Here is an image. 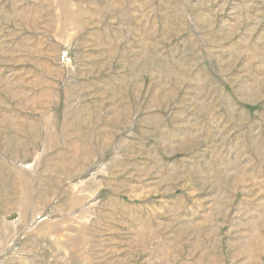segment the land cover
Wrapping results in <instances>:
<instances>
[{"label": "rangeland", "instance_id": "obj_1", "mask_svg": "<svg viewBox=\"0 0 264 264\" xmlns=\"http://www.w3.org/2000/svg\"><path fill=\"white\" fill-rule=\"evenodd\" d=\"M0 264H264V0H0Z\"/></svg>", "mask_w": 264, "mask_h": 264}]
</instances>
